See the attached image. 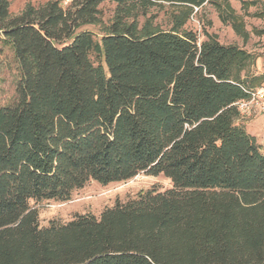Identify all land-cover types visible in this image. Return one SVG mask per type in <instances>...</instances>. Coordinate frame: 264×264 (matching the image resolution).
<instances>
[{
	"label": "trees",
	"instance_id": "16d2710c",
	"mask_svg": "<svg viewBox=\"0 0 264 264\" xmlns=\"http://www.w3.org/2000/svg\"><path fill=\"white\" fill-rule=\"evenodd\" d=\"M152 1L211 0H48L11 18L0 0L20 74L0 106V264H264V153L234 106L262 77L242 79L250 55L213 34L126 24ZM104 2L115 17L96 41L79 28ZM139 173L171 186L46 225L32 204Z\"/></svg>",
	"mask_w": 264,
	"mask_h": 264
},
{
	"label": "rangeland",
	"instance_id": "374dc122",
	"mask_svg": "<svg viewBox=\"0 0 264 264\" xmlns=\"http://www.w3.org/2000/svg\"><path fill=\"white\" fill-rule=\"evenodd\" d=\"M9 3V17L19 15L27 6L38 7L48 0H7ZM62 6H67L71 0H59ZM228 2L234 15L242 22L248 36L243 40L242 34L232 30L231 19L226 16L223 8ZM246 3L243 5L242 2ZM220 4L218 9L215 3ZM101 22L85 24L79 29L90 30L96 41L107 30L115 17V4L104 2L100 4ZM221 13V15H220ZM264 0H211L197 9L178 3L152 1L146 4H135L127 10L126 24L135 23L143 31L176 30L179 33L192 32L197 41L206 39V34H213L217 40L225 45H235L247 52L244 72L247 76L264 74ZM221 16V17H220ZM222 16L226 21L222 20ZM94 64L101 63V57L94 53L90 56ZM17 62L12 49L6 39L0 34V106L11 103L15 99V86L19 79ZM254 81L252 87L264 83V77ZM257 134L264 142V118L255 129L250 130ZM171 182L163 175H146L139 173L132 179L101 185L89 181L84 187L74 190L71 199L66 202L43 200L33 203L39 212L41 225H46L51 219L67 221L76 213L91 212L99 215L101 210L111 206L116 199L126 200L134 197L140 190L151 187L159 190L167 189Z\"/></svg>",
	"mask_w": 264,
	"mask_h": 264
},
{
	"label": "built area",
	"instance_id": "2783aa9c",
	"mask_svg": "<svg viewBox=\"0 0 264 264\" xmlns=\"http://www.w3.org/2000/svg\"><path fill=\"white\" fill-rule=\"evenodd\" d=\"M244 91L246 96L234 102L239 116L245 117L253 113H264V84L255 88L244 89Z\"/></svg>",
	"mask_w": 264,
	"mask_h": 264
},
{
	"label": "crops",
	"instance_id": "0c3cea01",
	"mask_svg": "<svg viewBox=\"0 0 264 264\" xmlns=\"http://www.w3.org/2000/svg\"><path fill=\"white\" fill-rule=\"evenodd\" d=\"M232 30L235 33H237V34H240L236 30H234L233 28H232ZM242 31L244 32V34H242V38H243V40H246L248 34H247L246 30H244V26L242 27ZM244 68H245V66L240 71V76H241L242 79H247V80L249 79V80H251V79L256 78V77H259V76H263L264 77V74H259V75H256V76L249 77L244 72ZM250 84H254V82L253 83L251 82ZM262 84H264V83H262ZM262 84H260V85H262ZM255 87H258V85L257 86H254V87H249V88H255ZM261 118H264V113H253L250 116H245V117L238 116L236 118V120H235V123L236 124H240L241 126H243L244 129H245V131L249 135H251V136H253L255 138L256 142L261 145V151L264 153V142L262 140H260V138H261V137H259L260 135L258 136L257 134H255V133H253V132L250 131V130L256 128V126L260 122Z\"/></svg>",
	"mask_w": 264,
	"mask_h": 264
}]
</instances>
